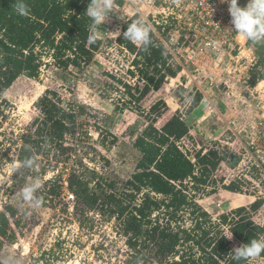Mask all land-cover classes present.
Listing matches in <instances>:
<instances>
[{"label": "trees", "instance_id": "obj_1", "mask_svg": "<svg viewBox=\"0 0 264 264\" xmlns=\"http://www.w3.org/2000/svg\"><path fill=\"white\" fill-rule=\"evenodd\" d=\"M25 2L30 11L22 16L15 11L16 0H0V116L6 120L10 103L4 92L17 77L37 79L43 68L51 66L62 81H67L70 72L84 73L95 64V54L102 44L99 37L95 43L88 42L92 21L85 11L90 0ZM131 22H125L123 29ZM158 25L163 26L162 22ZM162 33L168 39L167 31ZM152 39L153 44L141 50L123 35L118 36L116 41L132 54L127 68L130 78L122 80L106 72L121 87L111 85L120 94L114 111L131 107L147 117L148 124L134 141L141 156L125 180L105 177L80 161L79 168L66 178L67 189L80 205L75 206V215L80 214L81 218L95 212L115 224L127 248L123 264H149L155 259L154 264H254L233 260L232 250L264 233V225L252 221V214L264 199L253 201L233 193L229 203L240 207L218 217L211 216L197 197L205 191L208 179L224 159L221 150L210 146L191 153L185 144L190 127L165 100L158 99L147 112L142 109L147 96L170 77L176 78L181 70L172 63L170 52L155 31ZM247 43L254 46L257 55L249 82L254 86L264 79V42ZM200 99L198 94L192 106ZM33 106L37 116L19 134L12 131L9 145L0 147V161H12L11 145L17 150L18 162L27 157L34 159L33 167L21 169L22 179L29 174L45 176L47 169L41 166V160L62 163L74 156L75 147L68 145L67 139L74 135L77 115L84 111L80 105L76 112L75 105L49 88ZM1 126L0 122V135ZM43 184L45 199H54L63 187L61 172ZM237 188L232 184L226 189ZM17 213L11 204L0 211V250L5 240H16L11 224H19ZM231 234V239L226 237ZM260 257L264 258V253Z\"/></svg>", "mask_w": 264, "mask_h": 264}, {"label": "rangeland", "instance_id": "obj_2", "mask_svg": "<svg viewBox=\"0 0 264 264\" xmlns=\"http://www.w3.org/2000/svg\"><path fill=\"white\" fill-rule=\"evenodd\" d=\"M190 14V6L184 0H169L166 3L164 0H113L112 12L95 30L102 40L95 54V64L84 73L70 72L67 81H62L53 67L49 66L43 68L37 79L21 75L6 89L4 97L10 103V109L7 120L0 116L3 132L0 135L1 149L9 145L13 132L19 134L37 116L33 103L45 89L56 90L65 102L75 105L76 112L80 105L84 111L77 115L75 133L67 139V144L75 147L74 156H69L62 163L41 160V166L47 169L45 176L27 174V178L22 179L21 170L12 173V165L18 163L14 145L9 150L12 161L1 159L0 211H4L6 204L14 206L18 210L16 218L19 224H11L16 232V240L4 241L0 258L12 256L19 264H123L127 251L124 237L117 233L113 222L105 221L95 212L81 218L80 214L75 215V209L77 206L80 208V205L69 196L71 192L66 187V178L72 170L79 168L81 161L89 170L94 169L105 177L125 180L132 174L141 156L134 141L148 124L147 117L131 107L114 111L120 94L111 85H120L106 75L109 72L115 78H130L127 68L131 64L132 54L116 41L126 31L123 25L129 20L133 22L146 17L170 52L172 63L181 69L176 78L170 77L159 90L147 96L142 103L143 111L147 112L154 102L163 99L172 111L181 113L190 127V136L185 139V144L191 153L211 146L221 152L229 148L241 154L242 158L247 147L245 135L240 129L233 131L227 121L238 115L249 118L255 113L256 104L260 97H264V93L249 95L245 90L252 77L247 83H237L234 87L209 84L206 75L210 70L208 64L200 67L203 64L198 58L191 61L187 57L186 47L194 39L186 25ZM166 17L168 20L165 24L162 20ZM161 22L167 27L159 28ZM164 31H167L168 39L163 35ZM245 45L254 49L257 59L254 46L247 41ZM261 86L264 87V83ZM198 94L201 95L200 102L193 107L192 103ZM239 94L245 95L247 104L241 102ZM206 113L209 115L205 116ZM222 162L226 166L230 165L227 163L228 158L224 157ZM247 165V158H243L239 167L243 168V174L258 175L254 169H249L247 173ZM57 170L62 174L61 192L54 199H45L43 182L58 174ZM35 179H39L43 185L37 193L39 199L43 197L39 206L29 205L20 196L23 187ZM242 179L247 177L242 176ZM237 189L230 191L223 188L212 175L205 191L199 192L197 201L211 216L218 217L221 213L240 207H233L229 203L233 193L244 194L242 188ZM258 189V186H249L245 195L252 196L253 191ZM80 221H83V227L79 225ZM155 262L157 259L149 264ZM252 262L264 264L258 259Z\"/></svg>", "mask_w": 264, "mask_h": 264}, {"label": "built area", "instance_id": "obj_3", "mask_svg": "<svg viewBox=\"0 0 264 264\" xmlns=\"http://www.w3.org/2000/svg\"><path fill=\"white\" fill-rule=\"evenodd\" d=\"M167 1L169 2V0H164L165 3ZM184 1L188 2L191 10L186 25L191 36L194 37L186 47L188 59L194 61L198 58L203 64L200 67H206L205 64H208L210 70L206 72V75L210 85L216 84L217 86L219 83L234 87L237 83H247L251 77L250 69L256 61L255 52L253 48L246 47V42L241 43L239 41L240 36L235 34L228 12V4L221 3L220 0ZM239 3L243 7L248 3V0H239ZM167 20L166 17L162 21L166 24ZM261 83H264V79L258 81L254 86L247 83L245 90L249 95L258 92L264 93V87H259ZM238 96H240L243 104H247L246 99H244L245 95L239 94ZM237 117L244 125H241ZM227 123L233 131L240 129L244 133L247 147L242 153V158L241 154L235 152L241 158L238 163L226 166L222 160L212 175L223 188L234 184L238 188H242L244 194H246L249 186H258L259 189L251 194L254 198L253 201L264 199V97H260V101L256 104L255 113H252L249 118L238 115L229 119ZM243 158H247L248 161L247 173L249 169H254L255 172L257 170L258 175L249 174L248 176L242 173L243 168L240 169L239 167ZM191 160L194 161L195 159L191 157ZM242 176L247 177V179L243 180ZM69 196L74 198L72 193H69ZM252 220L257 225H264V202L252 214ZM261 236H264V233ZM256 259L264 262L263 257Z\"/></svg>", "mask_w": 264, "mask_h": 264}, {"label": "clouds", "instance_id": "obj_4", "mask_svg": "<svg viewBox=\"0 0 264 264\" xmlns=\"http://www.w3.org/2000/svg\"><path fill=\"white\" fill-rule=\"evenodd\" d=\"M221 3L228 4V12L231 16V24L235 34L252 44L264 42V0H248L245 6H240L239 0H220ZM113 9V0H90L86 15L92 21V33L89 36V43H95L98 39L97 27L106 20ZM15 11L22 16L29 14V6L25 0H16ZM154 28L146 17H140L131 23H128L123 36L126 40L132 42L141 50H146L153 44L152 34ZM34 159L27 157L24 160L12 165V173H19L21 169L34 166ZM42 182L39 179L26 184L20 196L23 201L32 206H39L40 199L37 193L42 188ZM231 239L232 234L226 236ZM232 259L239 261H252L264 253V236L250 240L232 250ZM0 264H19L18 260L12 256L0 258Z\"/></svg>", "mask_w": 264, "mask_h": 264}, {"label": "water", "instance_id": "obj_5", "mask_svg": "<svg viewBox=\"0 0 264 264\" xmlns=\"http://www.w3.org/2000/svg\"><path fill=\"white\" fill-rule=\"evenodd\" d=\"M222 153L225 158H228V163L230 165H235L239 160V155L231 151L229 148L223 149Z\"/></svg>", "mask_w": 264, "mask_h": 264}, {"label": "bare ground", "instance_id": "obj_6", "mask_svg": "<svg viewBox=\"0 0 264 264\" xmlns=\"http://www.w3.org/2000/svg\"><path fill=\"white\" fill-rule=\"evenodd\" d=\"M238 196H239V198H241L242 196H246V197H248L249 199H252V200H253V197H252V196H248V195H245V194H240V193H238Z\"/></svg>", "mask_w": 264, "mask_h": 264}, {"label": "crops", "instance_id": "obj_7", "mask_svg": "<svg viewBox=\"0 0 264 264\" xmlns=\"http://www.w3.org/2000/svg\"><path fill=\"white\" fill-rule=\"evenodd\" d=\"M239 41H240L241 43L246 42V40H244L242 37L239 38ZM190 79H191V78H190ZM199 102H200V101H199ZM197 105H198V104H197ZM197 105H196V106H197ZM208 115H209V113H206V114H205V116H208Z\"/></svg>", "mask_w": 264, "mask_h": 264}]
</instances>
